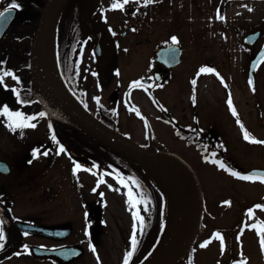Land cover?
I'll return each instance as SVG.
<instances>
[{"label": "flooded vegetation", "instance_id": "flooded-vegetation-1", "mask_svg": "<svg viewBox=\"0 0 264 264\" xmlns=\"http://www.w3.org/2000/svg\"><path fill=\"white\" fill-rule=\"evenodd\" d=\"M254 2L262 3L257 22ZM117 3L123 0L62 1L60 83L79 102L87 98L83 109L143 146L181 142L233 178L261 182L245 175L253 165L243 163L254 146L264 157V0ZM42 7L0 0V264L87 262L105 227L106 193L127 189L113 175L133 167L112 147L101 154L109 145L38 98L36 88L46 87L34 54ZM5 108L35 127H10Z\"/></svg>", "mask_w": 264, "mask_h": 264}, {"label": "rangeland", "instance_id": "rangeland-1", "mask_svg": "<svg viewBox=\"0 0 264 264\" xmlns=\"http://www.w3.org/2000/svg\"><path fill=\"white\" fill-rule=\"evenodd\" d=\"M238 4L233 3V6ZM254 6L253 17L257 22L261 20L262 3L254 2ZM81 103L89 107L87 98H82ZM137 127L139 133L136 138L143 142L142 130L139 125ZM158 146L167 147L186 160L199 181L202 213L197 235L191 244L193 264H264L261 243L264 240V184L233 178L200 160L191 148L182 146L181 142L172 143L170 139L159 138ZM258 151V147L254 146L246 154L243 166H264V157H260ZM152 183L164 195L161 221L165 234L173 229L177 243L191 225V205L184 200L181 192L178 198L175 190L164 182L153 180ZM144 187L148 189L147 184ZM106 197L109 207L104 210L105 227L98 238L99 246L89 245L88 261L82 259L79 264H122L133 237V213L151 215L152 210L145 199L133 207L128 202L127 192L108 191ZM257 205L260 207L257 208ZM138 224L139 220L135 221V232ZM201 244L205 247L201 248ZM186 260L187 256L179 264H186Z\"/></svg>", "mask_w": 264, "mask_h": 264}, {"label": "water", "instance_id": "water-1", "mask_svg": "<svg viewBox=\"0 0 264 264\" xmlns=\"http://www.w3.org/2000/svg\"><path fill=\"white\" fill-rule=\"evenodd\" d=\"M39 1L42 2L43 7L41 10L38 29L36 33L37 39L34 44V54L35 55H36V49L39 46V40L41 39L43 29L47 22V16L49 14V10L53 2V0H39ZM3 16H4V12L2 15H0V21L2 20ZM49 90H50L49 87H44V90L41 92H43V95H45L44 97H45V100L47 102V106L49 107V109L52 112L56 113L59 117L67 121L74 122V123L77 122V120L82 121L83 124L85 125L83 126L79 125V126H81L87 131H90L91 133H93V130H94L95 133L93 134L95 136L99 137L100 139L104 140L107 143H110L111 145H113L114 147H116L117 149L121 150L122 152L128 155L139 157V158H144V159L166 162V163L172 164L173 166L181 170L188 184V187L191 193V198L193 201L192 221H191L189 230L187 231L180 245L176 247L175 250L160 263V264H175L183 255H185V253L187 252L190 244L192 243L196 235L198 223H199L200 210H201V199H200L197 181H196V178L193 172L187 165V163L174 153L165 152V151H155L153 149L150 150L138 144H135L127 137L114 132L113 130L106 127L103 123L95 119L93 116L83 111L76 110V112H79V113L73 114V115L70 113L57 112L55 108H59L58 106L60 105L56 106L53 104V101H52L53 97ZM248 173L257 175L260 177H264L263 168L254 167V168L249 169ZM155 205H156V201H155ZM32 226L35 230H39L43 228L40 225H32ZM80 255H81V252H79L78 256Z\"/></svg>", "mask_w": 264, "mask_h": 264}, {"label": "bare ground", "instance_id": "bare-ground-1", "mask_svg": "<svg viewBox=\"0 0 264 264\" xmlns=\"http://www.w3.org/2000/svg\"><path fill=\"white\" fill-rule=\"evenodd\" d=\"M61 3L62 0H53L52 2L49 14L47 16V22L41 36V41L37 53V61L42 67L45 73V77L49 82V88L53 92L52 97L54 101L57 103V105L61 104L63 106L62 109H59L57 111L62 113H71L73 112V106L75 107L77 105L74 99L69 94H67V92L60 85L55 75L52 58L53 24ZM38 95L41 96L39 93ZM65 107L67 108L65 109ZM137 159L152 180H160L167 184L168 187L175 190L178 198L180 197L178 193L181 192L182 197L187 203H189V205H191L192 210L193 205L191 202L190 192L181 170L166 162L139 157ZM184 236L185 235H183V238H181V240H178L176 243V240L174 241L173 229H171L161 242L154 255L145 264H160L175 250L176 247L180 245V243L184 239Z\"/></svg>", "mask_w": 264, "mask_h": 264}, {"label": "trees", "instance_id": "trees-1", "mask_svg": "<svg viewBox=\"0 0 264 264\" xmlns=\"http://www.w3.org/2000/svg\"><path fill=\"white\" fill-rule=\"evenodd\" d=\"M104 146L106 147V150L102 151L101 154L111 153V147L106 145ZM107 150H109V152ZM118 154L121 155L120 153ZM135 166L136 168L131 172L126 169V173H119V177L124 183L130 181L134 187L138 184L141 191V202L143 199L147 200L150 205V209L152 210L151 215H147L145 212L140 214V216L143 217V224L141 226V222L139 221V224L137 225L135 232V250L133 251V237L128 250V253L132 252V255L128 257V264H144L156 251L166 232V229L161 221L164 195L156 186L153 185L157 200V211L154 219V199L152 191L151 189L145 190L142 186V182L150 184L149 178L144 169L138 163L135 162ZM192 252L193 250L191 249L187 254L186 264H190ZM182 260L178 261L177 264H179ZM122 264H125V260Z\"/></svg>", "mask_w": 264, "mask_h": 264}, {"label": "snow or ice", "instance_id": "snow-or-ice-1", "mask_svg": "<svg viewBox=\"0 0 264 264\" xmlns=\"http://www.w3.org/2000/svg\"><path fill=\"white\" fill-rule=\"evenodd\" d=\"M146 2H147V3H151L152 0H146ZM127 3H129V0H123V4L117 3V4H114L113 7H114V8H115V7H123V5H125V4H127ZM17 7H19V6H18L17 4L14 3V4L11 5V8L9 9V11H11V10H13V9H16ZM251 10H252L251 8L248 9V11H251ZM2 14H3V13H0V15H2ZM172 41H173L174 44L177 43L175 37L172 38ZM201 71H204V69H202ZM207 71H212V70H211V69H208ZM4 75L7 76V75H10V73L5 72ZM193 83H195V81H193ZM134 85H135L136 87H142V82H140V81H136V82H134ZM228 103H229V105L231 106V100H229ZM4 114H6V115H8V116H10V117H14V119H13L12 122L10 123V127H13V128H21V127H33V128H34V127H35V124L28 123V122H27V118L23 117L22 114H20V113H10L9 110H8L7 108H5V109H4ZM137 114L139 115L138 112H137ZM233 115H236L235 111H233ZM40 116H41V117L44 116V113H40ZM32 119H35V118L33 117ZM52 139L55 140V136H53ZM245 139H248V134H247V133H245ZM255 142L260 143L259 141H255ZM59 151H60V152H63V151H64L63 147H60ZM42 154H43V155H48L47 152H44V153H42ZM77 167H79V166L77 165ZM220 167L223 168L224 165L221 163ZM232 175H236V173L233 172ZM240 178H241V179H248L247 176H242V177H240ZM103 182H104L103 180L100 181V183H103ZM261 182H264V180H262ZM133 183H134V182H133ZM125 187H128V185L126 184ZM136 195H137V194H136V193H133V192H132V189L129 188V191H128L129 201H128V202H129L133 207L135 206V204H138V203L141 202L140 200H135V202L133 203V201H134V197H135ZM226 203H227V202H226ZM256 207L259 208L260 206L257 205ZM145 210H147V209L145 208ZM133 220H134V225H133L134 231H133V241H132V242H133V251H134V250H135V244H136V239H135V228H136V225H135V221L139 220V221L141 222V226H142V224H143V217H141V216L139 215L138 212H134V213H133ZM217 235H218V234H217ZM218 238H219V237H218ZM3 239H4L3 233L0 232V241H2ZM221 239H222V238H221ZM261 243H262V247H264V240H262ZM0 247H2V245H0ZM200 247H201V248L205 247V244H201ZM131 255H132V252L127 253V255H126V257H125V264H128V257H130Z\"/></svg>", "mask_w": 264, "mask_h": 264}]
</instances>
